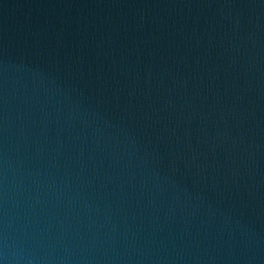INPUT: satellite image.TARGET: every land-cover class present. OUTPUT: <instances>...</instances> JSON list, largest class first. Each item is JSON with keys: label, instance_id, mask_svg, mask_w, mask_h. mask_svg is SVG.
Wrapping results in <instances>:
<instances>
[{"label": "water", "instance_id": "95a60500", "mask_svg": "<svg viewBox=\"0 0 264 264\" xmlns=\"http://www.w3.org/2000/svg\"><path fill=\"white\" fill-rule=\"evenodd\" d=\"M0 264H264V0H0Z\"/></svg>", "mask_w": 264, "mask_h": 264}]
</instances>
